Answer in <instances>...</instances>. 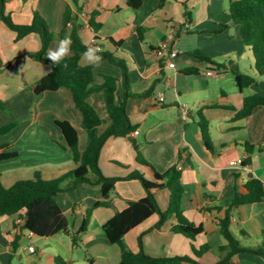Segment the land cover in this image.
<instances>
[{"label": "crops", "instance_id": "crops-1", "mask_svg": "<svg viewBox=\"0 0 264 264\" xmlns=\"http://www.w3.org/2000/svg\"><path fill=\"white\" fill-rule=\"evenodd\" d=\"M159 3L144 0L139 8H133L129 0H78L77 19L87 47L98 44L102 52L124 58L133 91L144 93L150 89L151 94L127 98L134 129L126 136L109 138L101 150V170L107 177L119 178L114 190L103 195L99 185L79 183L70 188L71 181H66V189L57 195V201L70 221L68 233L43 237L25 228L24 222L19 223V214L0 217V264H119L121 245L111 242L104 225L130 201L147 194L140 179L125 177L139 170L147 179H153L151 170L137 161L135 145L160 172L178 166L185 189L181 208L185 217L204 226V231L192 240L173 231L178 222L176 214H171L161 228H157L159 214H153L124 236L126 245L134 252L143 250L157 258L190 255L201 264L220 260V247L225 244L220 226L226 209L222 202L233 194V175L239 174L235 179L238 183L252 178L264 183V105L245 118H236L245 97L264 94V74L256 69L253 50L232 37L230 0ZM69 4L73 0H8L6 11L17 24H30L39 12L50 29L58 33ZM84 11L88 17L82 14ZM95 11L101 24L97 34L88 25ZM138 27L145 28L143 39L137 33ZM164 39L171 40L177 54L160 59L156 47ZM57 47V43H51L49 50ZM41 48L38 33L17 39V32L0 15V129L14 125L0 133V145L9 144L10 150L17 152V157L0 162L2 182L5 176L12 179L7 187L20 179H33L36 171L46 179H54L77 167L57 120H67L76 127L81 151L87 146L83 115L75 105L72 90L38 88L41 78L52 71L49 64L28 55ZM196 50L222 67L218 69L194 55ZM72 55L71 51L68 56ZM80 62L89 65L83 55ZM170 62L176 65L171 67ZM94 70L96 83L102 82L104 74L117 77L116 101L125 99L121 67L105 59L94 65ZM209 70L215 74H207ZM237 72L255 75L256 83L241 88ZM161 94L164 100H160ZM89 102L104 119L98 128L102 133L112 122L104 92H94ZM200 113L209 120L213 151L203 138ZM156 197L161 209L166 210L170 190L160 189ZM98 201L109 203L94 208ZM92 208L89 227L80 244L74 246L72 236ZM232 213L233 235L243 244H262L264 201L244 205L241 211L234 208ZM204 245L211 249L196 256L195 249ZM233 263L264 264V258L241 253Z\"/></svg>", "mask_w": 264, "mask_h": 264}, {"label": "trees", "instance_id": "trees-1", "mask_svg": "<svg viewBox=\"0 0 264 264\" xmlns=\"http://www.w3.org/2000/svg\"><path fill=\"white\" fill-rule=\"evenodd\" d=\"M7 1L0 0V15L3 21L17 32V39H22L32 33H38L41 37L42 48L37 52L28 53L30 57L52 67V71L41 78L40 86L46 91H55L61 87L70 88L73 92L75 105L83 115V127L87 132V146L84 151H81L79 149V133L76 127L67 120H57L58 126L63 131L66 146L71 149L73 159L77 164L75 169L57 178L46 179L41 172L36 171L33 179H20L7 187L3 184L0 174V217L19 214L24 218L25 228L39 236L50 237L70 231V221L57 201V195L66 189V181H71L68 186L70 188L79 183L99 185L103 195L110 194L114 190L119 178L107 177L101 170L99 165L101 150L109 138L126 136L133 131L134 127L126 108L127 98L148 96L151 94V90L149 89L144 93L133 91L129 82V69L126 60L110 52L100 51L97 54L102 57L101 60H109L122 68L125 99L120 102L116 101L119 81L117 77L104 74L102 75V82L96 83L94 65H83L80 62L81 56L88 47L83 41L80 22L77 19L79 15L78 0H73L74 5L69 4L66 7L63 15V28L58 33L50 29L46 19L39 12H35L30 24L15 23L6 11ZM143 1L129 0V5L133 8H139ZM165 1L160 0L159 5L162 6ZM230 11L234 27L232 37L244 42L253 50L256 69L259 73L264 74V0H230ZM97 14L96 11L92 12L89 19V25L96 34L101 27L100 22L96 20ZM144 32L145 28H137V33L142 39ZM65 37H70L73 42L71 45L73 55L66 56L57 64H52L47 56L49 46L52 41L61 40ZM96 40H99L98 36H96ZM194 55L208 63L215 64L218 69L222 67L221 63L199 50H196ZM163 62L164 60H161V63ZM2 65L0 60V68ZM236 80L241 88L248 87L257 81L255 75L244 72H237ZM97 91L104 92L107 110L112 118L111 124L102 133H99L98 128L104 119L89 102L91 94ZM259 105H264V94L256 93L245 97L243 107L237 111L236 118H245L251 115ZM228 108L236 110L233 106ZM199 125L207 147L213 151L210 123L203 113H200ZM13 126V124L4 126L0 129V133L8 132ZM135 147L137 161L151 170L153 179H147L139 170H134L125 177V179H140L147 194L140 200L130 201L127 208L117 212L104 225L111 242L121 245L122 259L119 264H183L184 262L201 264L190 255L157 258L146 254L143 250L134 252L124 242V236L131 229L153 214L160 216L157 228H161L171 214H176L178 222L173 226V231L192 240H195L204 231V226H198L189 221L183 213L181 202L185 189L182 173L178 166H173L166 172H160L144 157L138 146L135 145ZM10 148L9 144L0 145V162L17 157V152L11 151ZM237 177L239 174L233 175L232 196L222 202L226 209L220 220V226L225 244L220 247L222 255L215 264H234V257L241 253L264 258V241L262 244H243L231 231L233 209L241 211L244 205L264 201V183L258 178H252L246 183H238L235 180ZM164 188H168L171 192L170 204L166 210L161 209L156 197V192ZM108 203L98 201L94 208ZM94 208L88 210L81 227L73 234L74 246L80 244L82 234L87 231ZM18 238L17 236V240ZM210 249L209 245H204L200 249H195V254L200 256L204 250Z\"/></svg>", "mask_w": 264, "mask_h": 264}, {"label": "clouds", "instance_id": "clouds-1", "mask_svg": "<svg viewBox=\"0 0 264 264\" xmlns=\"http://www.w3.org/2000/svg\"><path fill=\"white\" fill-rule=\"evenodd\" d=\"M72 40L70 37H65L59 41L58 47L55 50H49L47 53L49 61L52 64H57L62 61L66 56L71 52ZM101 49L95 47H88L87 50L83 53V58L87 61L89 65H97L102 59L97 53ZM67 67V65H65Z\"/></svg>", "mask_w": 264, "mask_h": 264}, {"label": "built area", "instance_id": "built-area-1", "mask_svg": "<svg viewBox=\"0 0 264 264\" xmlns=\"http://www.w3.org/2000/svg\"><path fill=\"white\" fill-rule=\"evenodd\" d=\"M82 14L84 16H86V17H88V15H89V13L88 12H85V11L82 12ZM88 25H89V21H88ZM94 47L95 48H99V49L102 50L101 46L98 45V44H96ZM156 54H157V56L160 59H164V58H169L171 56H175L177 54V51H176V49H174V47H173L172 42H171L170 39H164L156 47ZM169 65L171 67H174L176 65V63L175 62H170ZM207 74H210V75L215 74V71L209 70V71H207ZM160 100H164L163 94L160 95ZM136 133H139V131H136ZM234 163H235V161H232V164H234ZM18 222L19 223L24 222V218H20L18 220ZM30 250L31 251H34L35 250V247L34 246H31L30 247Z\"/></svg>", "mask_w": 264, "mask_h": 264}, {"label": "rangeland", "instance_id": "rangeland-1", "mask_svg": "<svg viewBox=\"0 0 264 264\" xmlns=\"http://www.w3.org/2000/svg\"><path fill=\"white\" fill-rule=\"evenodd\" d=\"M59 41L60 40H58V39H56V40H54V41H52V43H57V44H59ZM11 173V172H10ZM18 173H16V174H14L15 176L17 175ZM24 178H25V176L24 175H22ZM16 178H19V177H16ZM11 178H8L7 176H5L4 177V179H3V183L6 185V184H10V182H11ZM7 186V185H6Z\"/></svg>", "mask_w": 264, "mask_h": 264}, {"label": "water", "instance_id": "water-1", "mask_svg": "<svg viewBox=\"0 0 264 264\" xmlns=\"http://www.w3.org/2000/svg\"><path fill=\"white\" fill-rule=\"evenodd\" d=\"M38 88L40 89V91H44V88L42 86L39 85Z\"/></svg>", "mask_w": 264, "mask_h": 264}]
</instances>
